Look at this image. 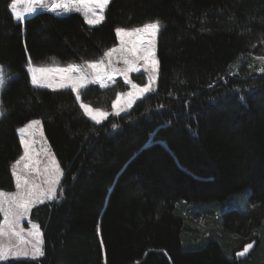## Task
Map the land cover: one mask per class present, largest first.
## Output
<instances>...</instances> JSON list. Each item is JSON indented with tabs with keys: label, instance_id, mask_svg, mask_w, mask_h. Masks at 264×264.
Instances as JSON below:
<instances>
[{
	"label": "trees",
	"instance_id": "16d2710c",
	"mask_svg": "<svg viewBox=\"0 0 264 264\" xmlns=\"http://www.w3.org/2000/svg\"><path fill=\"white\" fill-rule=\"evenodd\" d=\"M10 3L0 0V64L14 75L1 94L0 189L15 187L31 119L63 175L56 199L30 212L44 256L0 264H264V0H111L95 26L77 12L18 22ZM152 21L157 89L128 113L96 123L73 90L32 85L29 59L100 57L117 28ZM127 88L92 85L82 101L110 107Z\"/></svg>",
	"mask_w": 264,
	"mask_h": 264
},
{
	"label": "snow or ice",
	"instance_id": "6c2138e0",
	"mask_svg": "<svg viewBox=\"0 0 264 264\" xmlns=\"http://www.w3.org/2000/svg\"><path fill=\"white\" fill-rule=\"evenodd\" d=\"M77 5L75 11H83V16L86 23L90 26L98 25L104 20V10L110 3V0H60L59 4L54 6H62L66 11H72L69 7V3ZM21 3H27L28 7L24 8L23 11L18 10V5ZM48 5L45 0H11L10 9L15 19L22 21L25 14L34 13L38 8H46ZM160 22L155 21L152 23H146L142 27L133 29L117 28L116 35L120 38L121 48H112L105 53L106 56L111 57L115 52H122L126 58L124 63L128 65V70L122 74L124 79L132 89H138L139 96L153 92L152 85L157 81L159 75V60L157 57V36L160 32ZM125 37L130 38L127 42ZM130 54V55H129ZM261 59H264L262 57ZM137 61L143 62V68L147 73V84L144 87L132 83L128 79V72L135 71L139 72L140 68L137 67ZM111 62L109 61V64ZM92 70L91 73H87L85 69L78 65H70L67 68H35L29 63L28 71L31 73V83L34 86H43L48 88H68L76 90L86 86L87 83L92 80H98L101 84L104 83L105 78L112 79V75L106 70V66L103 61L89 63L87 65ZM120 71L119 69H112V72ZM264 71V70H262ZM59 73V83H55L51 77L44 75L45 73ZM4 81L0 78V88L3 87ZM128 99L126 101L128 107H131L135 100L138 98L137 94L133 91L127 93ZM117 108L116 114L119 115L121 111L125 109L120 107V98L116 100L114 105ZM84 111L97 123L100 122L99 118L93 114L87 105H81ZM0 115H3L0 112ZM101 116L106 114L101 113ZM40 120H32L26 126L21 127L18 131L20 135V143L23 145V155L15 161L11 167V174L15 178V187L17 192L7 194L0 192V213L4 215V223L0 224V236L4 235L5 229H7L10 235L16 236L21 244L30 245L31 255L29 251H21L19 249H9L5 245L0 244V260H6V253L11 251L12 255L16 258L29 257L36 259L44 256L43 251V239L42 233L39 226L32 225V227L25 232L20 227L21 222L27 219L28 214L32 206L38 202L45 200L51 201L57 197V186L60 184V178L63 175L59 164L55 160V157L47 150H44V154L50 156L51 159L44 169L46 174V180L44 181L45 187H41L36 183L32 182L28 178L30 171L39 172L38 165L40 160L37 157L40 152L35 151L34 145L36 144L35 137L39 131V136L43 140V131L40 128ZM27 133L28 138H25ZM252 245L249 244L248 248ZM247 251V249H245Z\"/></svg>",
	"mask_w": 264,
	"mask_h": 264
},
{
	"label": "rangeland",
	"instance_id": "374dc122",
	"mask_svg": "<svg viewBox=\"0 0 264 264\" xmlns=\"http://www.w3.org/2000/svg\"><path fill=\"white\" fill-rule=\"evenodd\" d=\"M45 3L48 5V7H46V8H38L36 10V12H38V11H50V12H53L54 14H56V15H59V16L68 15L70 13L77 12V11H75V7L77 5H75L74 3H71V2L69 3V7L73 9L72 11H66L64 9V7H62V6H54L56 4H59L60 3V0H45ZM110 3H111V0H110ZM110 3H109V5H110ZM108 6H107V8H108ZM26 7H28L27 3H21L20 5H18V10L23 11V9L26 8ZM105 10H104V18H105ZM36 12L25 14L24 19L21 22H24L29 16L35 14ZM77 13H80V15L83 17L84 21L86 22V20H85V18L83 16V11H80V12H77ZM16 21H18V20H16ZM152 22H155V21H152ZM152 22H147V23H152ZM143 25L134 26V27H128V28H125V27H120V28H124V29H129L130 30V29H133V28L142 27ZM160 25H161V23H160ZM93 26H95V25H93ZM161 29H162V27L160 28V30ZM159 33H158V36H159ZM158 36H157V41H158ZM129 39L130 38L125 37L126 45H127V42H128ZM112 48H117V49H120L121 48V42H120V38L118 36H117V42H116V44H114L111 47H109L104 52V54L102 56H100V57L97 56L95 58L87 59V60H84V61H76V62H63L61 60L52 58V59H49L47 61H42L40 63H34L31 59H29L28 60L27 67L29 66V63H31V65L33 67L38 68V69L39 68H45V69L67 68L70 65H78L81 68L85 69L87 73H91L92 70L89 69L87 67V65L89 63L103 61L104 65L106 66V70L111 73L112 79L105 78V81H104L103 84H101L98 80H92L91 82L87 83L85 87L79 89V92L78 93H77L76 90L72 89L71 87H68V89H71V90L74 91V94H75V96L77 98V101L79 102L80 106L81 105H87L89 107V109L93 112V114L96 115L99 118V120H100L99 123H101V122L105 121L109 116H111V115H114V116L117 115L116 114L117 108L114 105L116 104V100H117L118 97L120 98V107H123L125 109L124 111H121L119 113V115H120V114H126V113H128L134 107V105L136 104V102L138 100L142 99L143 97H145L146 95H148V94L151 93L150 92V93L144 94L143 96H139L138 89H135L134 90V89L131 88V85H129L127 83V81L124 79V76L122 74L124 71H127L128 70V65L124 63V59L126 58L125 54L122 53V52H115V53L112 54L111 57H108V56L105 55V53L108 52L109 50H111ZM156 51H157V49H156ZM262 57H264V56H262ZM262 57H259L258 56L255 59H256V61L259 62V65L264 70V59H261ZM109 61L111 62L110 64H109ZM136 66L140 68V71L139 72H135V71L128 72V79L131 80L132 83L138 85L139 87H144L147 84L148 81H147V73L145 72V70L143 68V62L142 61H137V65ZM113 68L119 69L120 71L112 72V69ZM44 75H46L48 77H51L55 83H59V77H60V74L59 73L51 72V73H45ZM12 76H14V75H10V76L7 75L6 74L5 67L2 64H0V78H2L3 81H4L3 87L0 88V112H2V113H3V111H2V106H1V94H2L3 89L6 86L7 82L9 81V79H11ZM143 79H144V82L138 81V80H143ZM119 81H122L123 84L128 85V88L125 89L124 91H120V92L117 93V95L114 98V100L112 101V104L110 105V107H106V106H95V105H92V104H90L88 102H83L82 101L83 91L86 90L87 88H89L90 86H92V85H98L99 87L106 88V87H110V86L114 85L115 83H117ZM40 87H43V86H40ZM152 87H153L154 91L157 89V81L152 85ZM51 89H53V88H51ZM55 89H59V88H55ZM130 91H133L134 93H136L137 96H138V98L135 100V102L132 104L131 107H128L126 101L128 99L127 93L130 92ZM82 110L84 111L83 108H82ZM101 113H104L106 115L101 116L100 115ZM85 114L87 116H89L86 112H85ZM2 116L3 115H0V117H2ZM32 120H40L41 121L40 128L43 131V140H41V137L39 136V131H38L37 132V135L35 137L36 144L33 147H34L35 151L40 152V155L37 157V159H39L41 161L40 164L38 165L40 171L39 172H36L34 170L33 171H30L28 173V178H29L30 181L36 183L37 185H40L41 187H45L46 185L44 184V181L46 180V174L44 172V169L48 165L51 157L45 155L44 154V151L42 149L49 151L55 157V160L57 161L58 164H59V162H58V159H57V157L55 155V152H54V150H53V148H52L49 140L47 139V137L45 135V132L43 130V124H42V120L41 119H31V120H29L26 124H24L21 127L26 126ZM21 127H19V129ZM24 135H25V138H28L27 133H25ZM21 146H22V153H21V155H23V145L21 144ZM59 167L61 169L60 164H59ZM61 181H62V176L60 178V184H61ZM14 182H15V178H14ZM60 184L57 186V195H58V191H59ZM17 191L18 190H17L16 187H14V189H0V192H4V193H7V194L15 193ZM45 201H47V200H45ZM40 203L41 202H38V203L34 204L32 206V208L34 206L40 204ZM30 212H31V210H30ZM30 212L28 214L27 219L23 220L21 222V225H20V227L23 228L25 230V232H27V230H29L32 227V225L39 226V224L37 222L31 220V218H30ZM198 220L200 221L198 223V225L201 226V227H204V228L207 227L211 223L210 218L208 219L204 214H199ZM3 223H4V215L2 213V220L0 221V224H3ZM39 229H40V231L42 233V239H43V230L41 229L40 226H39ZM0 244H3L7 248L13 249V250L19 249L21 251H29V253L31 255L30 245L21 244L20 240L16 236L10 235L8 233L7 229H5L4 235L0 236ZM249 244L253 245L252 242H249L245 246V248L243 250L237 252V257L244 256L245 253H247L252 248V247L251 248H248V245ZM245 249H247V251H245ZM43 251H44V240H43ZM6 255H7V259L6 260H0V261H7V260L12 259V258L13 259H19V258L14 257L12 255V252L11 251L7 252ZM21 258H30V256L29 257H20V259ZM38 258H40V257H38ZM38 258H36V259H38Z\"/></svg>",
	"mask_w": 264,
	"mask_h": 264
}]
</instances>
